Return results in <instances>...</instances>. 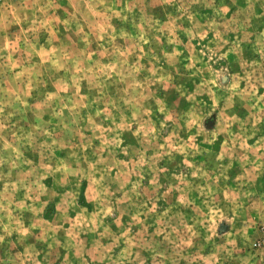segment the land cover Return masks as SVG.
Wrapping results in <instances>:
<instances>
[{
	"label": "rangeland",
	"instance_id": "obj_1",
	"mask_svg": "<svg viewBox=\"0 0 264 264\" xmlns=\"http://www.w3.org/2000/svg\"><path fill=\"white\" fill-rule=\"evenodd\" d=\"M0 264H264V0H0Z\"/></svg>",
	"mask_w": 264,
	"mask_h": 264
}]
</instances>
